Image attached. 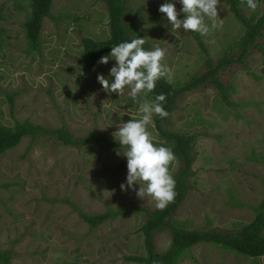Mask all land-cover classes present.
Wrapping results in <instances>:
<instances>
[{"label": "rangeland", "instance_id": "obj_1", "mask_svg": "<svg viewBox=\"0 0 264 264\" xmlns=\"http://www.w3.org/2000/svg\"><path fill=\"white\" fill-rule=\"evenodd\" d=\"M174 3L183 20L179 0H128L125 21L135 38H145L152 49L166 50L163 63L171 69L175 87L203 73L207 57L216 60L235 51L230 45L244 34L226 0L218 5L221 29L202 36L208 54L201 51L191 32L170 25L159 8ZM0 122L29 120L45 128L66 125L74 138H84L94 127L116 141L113 133L122 122L141 118L139 104L125 90L123 96L103 90L98 76L111 82L107 64L98 63L82 73L81 39L103 40L109 36V18L103 0H53L51 16L42 21L40 50H31L24 36L27 10L14 0H0ZM242 3V12L258 17ZM205 23L211 22L205 17ZM250 46L245 64L227 65L219 73L228 86L230 106L213 85H200L175 100L173 110L161 122L165 131L194 135V161L186 197L169 221L187 229L233 230L255 216L253 207L264 198V29ZM110 54L106 53L104 56ZM166 79V78H165ZM73 89V90H72ZM74 91V92H73ZM16 92L13 109L7 94ZM138 99L143 100L141 95ZM146 99H148L146 97ZM120 111L129 115L120 116ZM153 140L163 142L154 116L148 126ZM119 149L97 142L68 146L56 137L29 136L0 155V250H11L10 264H139L129 255H145L140 226L154 202L137 197L127 183V158ZM123 154V149L121 148ZM175 157V156H174ZM181 166L175 157L173 176ZM136 190H139L137 184ZM81 211L97 215L119 206L141 208L108 218L91 228ZM170 244L168 229L154 235V249ZM177 264H264V256L247 257L218 245L201 242L191 247Z\"/></svg>", "mask_w": 264, "mask_h": 264}, {"label": "trees", "instance_id": "obj_2", "mask_svg": "<svg viewBox=\"0 0 264 264\" xmlns=\"http://www.w3.org/2000/svg\"><path fill=\"white\" fill-rule=\"evenodd\" d=\"M14 1L18 2L21 9L27 10V15L23 22L24 36L29 48L39 51V32L42 21L45 17L51 16V4L53 0ZM103 1L106 4L109 18V36L103 40H95L89 37L81 39L83 54L79 60V68L84 74L89 72L104 54L111 52L113 46L122 42H131L135 38L131 30L132 24L125 21L128 13V0ZM260 1L257 0V3L259 4ZM226 2L229 4V9L233 12L234 17L243 23L245 27L241 38L230 45V49L235 52L225 54L216 60L207 57L205 60V67L207 69L201 74L193 75L182 87L173 86L165 78L158 80L154 91L149 93L147 98L148 100H153L157 95H165L166 100L161 103L168 114L173 110L178 96L187 91L194 90L200 85H213L220 98L228 105H233V102L229 98V88L220 81L218 73L227 65L235 63L245 64L244 59L250 53V46L253 47L256 44V38L262 35L264 12L259 17L256 14H252L249 18L242 12L241 0H226ZM3 6L4 4L0 5V22L4 19ZM191 34L201 51L208 54L207 47L200 34L196 32H191ZM143 47L145 50H153L150 42L147 40ZM15 95L16 92L7 94L10 110L13 109ZM164 119L159 115H154L155 127L165 141L153 140V142L157 147L164 146L170 148L174 156L181 162L180 168L173 175L176 196L174 202L170 203L164 210L143 209L145 211V220L140 226V231L143 235V245L146 254L129 255L125 258L139 264H177L179 259L184 257L191 247L201 242L215 244L247 257L258 258L264 256V198L259 205L253 207L256 211L254 218L248 223H240V227L233 230L221 231L209 229L202 231L187 229L183 225H176L169 221L170 217L186 197L189 189L188 180L194 173L190 170L194 161L192 154L194 135L165 131L161 126V122ZM42 135L56 137L64 145L68 146H79L80 144L92 141L112 148H120L118 141L112 140L107 134L100 133L96 127L84 138L76 139L66 125L49 129L39 124H34L29 120H15L11 126L0 122V155L8 149L15 147L24 136H29L34 140ZM73 207L83 221L91 228L98 226L108 218L137 212L141 209L133 206H119L117 209L108 210L102 214L91 215L81 211L75 205ZM164 229H168L170 233V244L165 251L157 252L154 249V235ZM12 255L11 250H0V264H10Z\"/></svg>", "mask_w": 264, "mask_h": 264}, {"label": "clouds", "instance_id": "obj_3", "mask_svg": "<svg viewBox=\"0 0 264 264\" xmlns=\"http://www.w3.org/2000/svg\"><path fill=\"white\" fill-rule=\"evenodd\" d=\"M182 4L181 12L184 19L179 17L180 13L174 3H164L159 11L164 14L172 34L176 37L178 30L183 29L185 33L196 32L202 36L209 34L210 30L221 29L223 19H219L218 5L220 0H179ZM246 3L251 11L259 7L257 0H241ZM205 17L211 22V26L205 23ZM145 38H134L131 42H122L112 47L108 56L101 57L98 63L107 64L109 59H114L116 65L110 69V76L114 78L111 82L104 75L98 76V82L103 90L109 95L117 93L119 96L125 94L139 104L141 118L122 122L118 125V131L113 133L120 148L117 155L127 158V183L121 184V189L128 188L136 193L137 197L144 200L150 198L156 209L164 210L170 203L174 202L175 180L170 173V164L175 159L170 148L157 147L148 131L154 115L166 118L169 114L162 107L166 96L163 94L155 96L153 100L146 97L154 91L156 82L166 78L172 82L171 69L163 63L166 50L155 46L153 50H145L143 45ZM73 90V89H72ZM74 92V91H73ZM141 95L145 99H138ZM129 115L121 112L120 116ZM123 149V154L121 153ZM139 190H136V185Z\"/></svg>", "mask_w": 264, "mask_h": 264}]
</instances>
